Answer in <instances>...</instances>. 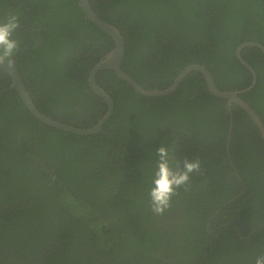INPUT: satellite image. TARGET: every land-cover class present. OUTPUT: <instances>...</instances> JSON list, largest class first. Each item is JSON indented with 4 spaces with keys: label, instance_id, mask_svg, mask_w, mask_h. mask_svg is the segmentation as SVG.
<instances>
[{
    "label": "trees",
    "instance_id": "16d2710c",
    "mask_svg": "<svg viewBox=\"0 0 264 264\" xmlns=\"http://www.w3.org/2000/svg\"><path fill=\"white\" fill-rule=\"evenodd\" d=\"M87 1L119 30L121 69L141 87L165 88L191 63L221 90L251 84L234 52L243 41L264 46L263 0ZM10 15L20 20L15 66L34 105L93 125L106 103L87 74L111 37L78 0H0V22ZM240 55L256 80L239 96L264 126V55L253 45ZM95 79L114 110L89 135L39 122L14 90L0 94V264H255L264 254V141L251 117L209 92L197 70L163 96H144L111 70ZM9 83L0 68V89ZM159 146L173 169L185 157L201 162L163 215L148 196Z\"/></svg>",
    "mask_w": 264,
    "mask_h": 264
},
{
    "label": "water",
    "instance_id": "95a60500",
    "mask_svg": "<svg viewBox=\"0 0 264 264\" xmlns=\"http://www.w3.org/2000/svg\"><path fill=\"white\" fill-rule=\"evenodd\" d=\"M264 1V0H263ZM79 7L83 12V15L90 20L95 26H97L100 30L108 34L112 41L113 46L97 61L92 65L87 74V83L90 89L99 97H101L106 103V110L103 115L91 126L89 127H77L56 119H53L41 111L34 105L32 102L24 83L21 79V76L15 66V61L11 67H8L7 64H0V68L5 70L10 77V83L7 87L0 89V94L9 90H15L17 92L18 97L21 102L25 106V108L29 111V113L39 122L61 130L63 132L75 134V135H89L93 133L100 132L102 130V126L104 122L112 115L114 110V103L110 95L96 82L95 75L100 70H111L118 78L126 81L136 92L144 95V96H163L175 90L180 81L185 77L187 73L192 70H197L201 72L206 87L213 95L225 98L227 100L228 105L230 106L231 102L238 104L253 120L257 129L260 132V136L264 141V126L256 114V112L252 109V107L246 103L239 94L249 90L255 83L256 74L251 65L246 62L244 58L240 55V49L246 45H253L258 47L264 55V46L258 41H243L239 43L235 48V56L238 61L244 65L250 72L252 76L251 84L243 89L237 90H221L216 87L214 84L213 78L210 72L201 64L191 63L184 66L178 74L175 76L173 81L166 86L165 88H153L146 89L141 87L131 76H129L126 72L121 69V62L124 58L125 54V46L123 42V37L120 34L119 30L112 24L104 21L100 17H98L90 8V5L87 0H78Z\"/></svg>",
    "mask_w": 264,
    "mask_h": 264
},
{
    "label": "clouds",
    "instance_id": "9594fccd",
    "mask_svg": "<svg viewBox=\"0 0 264 264\" xmlns=\"http://www.w3.org/2000/svg\"><path fill=\"white\" fill-rule=\"evenodd\" d=\"M21 26L16 15H10L5 22H0V64L11 67L14 63V54L18 50V41L13 38L16 29ZM158 156L156 169L153 173L152 187L149 189V208L155 215H163L171 207V200L177 194V189L190 187V176L200 171L199 159L190 160L185 157L177 162L173 169L169 165L172 158L170 150L159 146L156 150ZM255 264H264V254L258 256Z\"/></svg>",
    "mask_w": 264,
    "mask_h": 264
},
{
    "label": "flooded vegetation",
    "instance_id": "af4514ba",
    "mask_svg": "<svg viewBox=\"0 0 264 264\" xmlns=\"http://www.w3.org/2000/svg\"><path fill=\"white\" fill-rule=\"evenodd\" d=\"M251 73V72H250ZM10 91V90H9ZM15 91V90H14ZM16 92V91H15ZM4 93V92H3ZM17 93V92H16Z\"/></svg>",
    "mask_w": 264,
    "mask_h": 264
},
{
    "label": "bare ground",
    "instance_id": "6f19581e",
    "mask_svg": "<svg viewBox=\"0 0 264 264\" xmlns=\"http://www.w3.org/2000/svg\"><path fill=\"white\" fill-rule=\"evenodd\" d=\"M104 256V255H103ZM106 256V255H105Z\"/></svg>",
    "mask_w": 264,
    "mask_h": 264
}]
</instances>
